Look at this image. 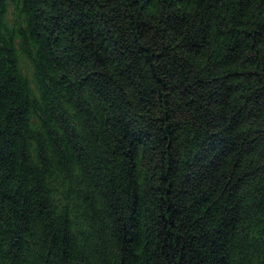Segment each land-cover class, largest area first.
<instances>
[{
  "label": "trees",
  "instance_id": "1",
  "mask_svg": "<svg viewBox=\"0 0 264 264\" xmlns=\"http://www.w3.org/2000/svg\"><path fill=\"white\" fill-rule=\"evenodd\" d=\"M0 264H264V0H0Z\"/></svg>",
  "mask_w": 264,
  "mask_h": 264
}]
</instances>
